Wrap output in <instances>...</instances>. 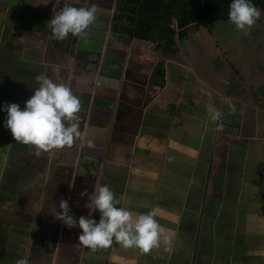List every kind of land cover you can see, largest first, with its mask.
Here are the masks:
<instances>
[{
	"label": "crops",
	"instance_id": "crops-1",
	"mask_svg": "<svg viewBox=\"0 0 264 264\" xmlns=\"http://www.w3.org/2000/svg\"><path fill=\"white\" fill-rule=\"evenodd\" d=\"M55 2L0 0V19L4 18V13L10 15L7 38L3 40L7 49L0 50V106L1 103L15 102L23 108L24 102L39 86L37 75L44 74L56 83L69 86L79 97L80 126L87 133L86 139L92 140V146L77 140L72 145L42 150L36 155L34 146L28 144L24 148L25 144L14 140L5 127L4 119L0 117V248L5 254V264H16L24 257H27L28 264H70L68 256L59 253L61 248L73 245L67 235V240L62 241L63 233H80V229L76 226L68 228L58 218L62 211L60 201L67 200L70 214L79 217L82 215L80 204L88 199L94 185L106 184L104 176L107 174L103 175L102 171L98 177L90 179L92 174L88 170L89 166L93 169V163L85 166L86 171H79L81 164H86L81 163L83 157L86 160L94 159L92 162H95L96 157L93 156L99 151L97 161L100 170L102 166H110L112 171L123 167L131 169L136 164L142 130L133 121L139 107L131 97L138 89L144 88L137 80L145 76L148 81L156 66L153 62L158 61L155 51L150 50L148 54V49L125 50L121 43L116 42L118 38L116 41L111 40L108 34L98 42V39L93 38V27L87 28L81 35L69 34L64 40L52 38L50 19L59 5ZM40 15H47L45 27ZM96 46L100 50H94ZM95 51L97 61L93 65L96 67L88 72L80 63L86 55H92ZM190 51L196 55L195 50ZM185 60L183 64L195 75L196 81L206 87L208 83L194 72L199 64L189 63L187 58ZM117 62L120 64L118 67ZM262 63L264 65V58ZM119 67L121 74L119 79H115L111 73L114 74ZM262 77L264 79V75ZM247 81L246 86L238 88L235 98L221 90L209 94L201 89L207 95L204 101L207 111L214 102V107L222 113L220 119L214 121V128L207 127L203 117L198 119L195 114L193 116L197 118L201 145L204 135L209 134L210 137L209 151L197 158L202 167L200 219L197 226L200 230H209L206 211H212L216 226L220 225L217 227L218 241L230 249L235 247L238 239V236L234 239V233L238 230L242 232L240 238L243 246H238L246 253L241 256L228 255L229 259L224 260L223 264H264V121L258 118L264 116V107L261 106H264V95L258 102L255 88L249 78ZM246 99L253 103L245 104L243 100ZM255 104H261L258 116L249 118L242 114L239 118L237 113L241 114L240 110L247 113L254 109ZM126 108L130 109L129 117L125 115ZM2 114L6 113L2 111ZM175 117L173 114L170 118V133L185 127L179 126ZM232 122L237 124L235 133L225 131L226 124ZM245 122L249 124L248 127L243 125ZM127 126L136 127L139 132L126 130ZM185 128L182 134L187 138L189 129ZM127 136L130 141L124 139ZM190 161H195V157ZM85 190L82 196L81 192ZM211 200L215 201L213 207L209 204ZM203 211L204 216L201 217ZM227 214L234 215L229 218L234 222L233 225L229 224L234 232H227L225 228L228 223H232ZM5 216L11 217L7 224ZM56 226L57 235L54 236L47 229ZM30 233L32 237L36 236L34 241L38 246L54 244L53 249L57 251L56 254L53 252L49 263L42 252L35 251L34 257L30 259ZM190 242L193 246L194 237ZM192 258L193 249L184 261L192 262ZM79 262L82 264L81 260Z\"/></svg>",
	"mask_w": 264,
	"mask_h": 264
},
{
	"label": "rangeland",
	"instance_id": "rangeland-1",
	"mask_svg": "<svg viewBox=\"0 0 264 264\" xmlns=\"http://www.w3.org/2000/svg\"><path fill=\"white\" fill-rule=\"evenodd\" d=\"M63 1L65 0H56L55 3L58 5ZM9 21L10 15L4 13V18L0 19V50L7 49L3 40L7 38ZM256 23L258 29H253L255 26L253 25L247 33L227 22H219L209 30H202L197 26L196 31L190 34L187 41L177 44V50H187L188 54L182 55L179 52L172 58L166 57V66H168L166 86L158 89L157 86L150 84L154 88L149 87L152 102L143 111L142 142L139 144V147L141 146L138 149L139 155L135 158L136 164L131 166V169L125 167L115 169L104 176L106 184L120 200L118 207L129 209L134 218L141 213H150L154 216L162 229L161 244L148 253L142 252L137 247H124L115 240L112 245L96 250L82 246L83 251L79 256L82 264H185L184 259L189 257L193 249V243L190 242L195 233L193 230L200 219V169L202 167L198 159L209 151L210 141L209 134H206L203 136L204 143L201 145V135L197 133L200 131L197 118L203 117L207 127L214 128V121L210 118L211 113L204 106V101L207 96L205 92L215 94L216 90L209 83L206 87L199 84L195 75L183 64L186 63L184 58L189 59V63L192 64H206V56H219V52L222 55L233 50L234 58L242 59L244 63L240 69L243 73L245 70L244 75L250 79V61L257 56L261 61L264 58V10H261ZM248 44L255 45V50H248ZM155 48L152 44L139 45L140 50L148 49V54L150 50H156ZM190 50H195L196 55H193ZM152 58L154 60L153 56ZM194 72L201 80L207 81V78L202 76L199 66ZM261 72H264V65L261 67ZM243 101L249 105L253 103L250 99ZM260 105L255 104L254 109L247 113L240 110L241 114H238L237 109L235 110L239 118L242 114L252 118L259 115ZM173 114L176 115L179 126L185 125L186 128L181 127L180 131L170 133V118ZM194 114L197 118L193 117ZM260 117L262 116L258 118L264 121V116ZM243 125L248 127L249 124L245 122ZM187 127L189 134L185 138L182 129ZM178 140L181 142L177 143ZM193 157L195 161H190ZM213 193L214 190H212ZM230 215L234 217L232 214H227L228 220ZM5 220L7 224L11 217L5 216ZM230 224L233 225L234 222ZM206 225L210 230H206L205 234L209 235L208 238L211 241H209L211 244L207 242V246L211 245V253L206 247V251L199 255L209 260V264H223L224 260L229 259L231 250L229 248V251H226L227 247L218 241L217 227L220 225L216 226L213 215L206 219ZM232 225L225 227L227 232L228 230L234 232ZM259 227L262 228V226ZM165 236L171 238V251L165 250L167 247L163 242ZM4 255L0 248V264H5Z\"/></svg>",
	"mask_w": 264,
	"mask_h": 264
},
{
	"label": "clouds",
	"instance_id": "clouds-1",
	"mask_svg": "<svg viewBox=\"0 0 264 264\" xmlns=\"http://www.w3.org/2000/svg\"><path fill=\"white\" fill-rule=\"evenodd\" d=\"M103 11L94 3L86 7L66 5L50 19L52 38L64 40L69 34L76 36L83 33ZM260 15L261 10L251 0H231L229 4L228 20L245 33ZM36 80L40 82L39 86L24 102L23 108L15 102L0 107V111L6 113L5 127L14 140L34 146L36 155L42 150L72 145L77 140L92 146V140L86 139L87 133L80 126L79 97L69 86L56 83L44 74L37 75ZM208 111L213 121L219 120L222 115L214 106ZM85 192L82 191L81 195ZM118 204L120 200L107 184H95L85 204L88 215L73 217L68 201L61 200L59 207L62 211L58 218L68 228L78 227L81 230L77 237L79 244L91 250L106 248L114 240L124 247H137L144 253L159 247L162 229L154 216L141 213L134 218L129 209L118 207ZM94 211L99 213L98 221L92 216ZM163 242L167 246L165 250L171 251V238L165 236ZM16 264L28 262L21 258Z\"/></svg>",
	"mask_w": 264,
	"mask_h": 264
},
{
	"label": "trees",
	"instance_id": "trees-1",
	"mask_svg": "<svg viewBox=\"0 0 264 264\" xmlns=\"http://www.w3.org/2000/svg\"><path fill=\"white\" fill-rule=\"evenodd\" d=\"M251 2L257 8L264 10V0H251ZM230 3L231 0H116L112 31L124 38L126 42L135 38L140 41L157 44L165 56H171L176 53L175 37L180 41H184L190 33L196 30L199 23L207 29L214 27L219 22L231 23L228 20ZM35 16L37 17V15ZM40 16L44 20L43 26L45 27L47 15ZM164 76V66L160 63L152 74L151 84L162 88ZM2 105L3 103H1ZM5 116L6 114H2V111H0V117L4 121ZM237 130L236 123L226 124L225 131L235 133ZM27 145L25 144L24 148ZM209 204L213 207L215 201L211 200ZM206 212H208V217L214 216L212 211L207 210ZM202 216H204V211L201 214ZM193 231L195 233L193 236L192 262L185 261L184 263L197 264V262L203 261L198 264H209V260L200 256L206 251V247L209 248L211 253V245L207 246V242H211L208 238L209 236L205 235L206 230H200L198 226ZM228 231L230 232V230ZM240 232L238 230L234 233V239L236 236H238V239L235 242V247L230 249L231 256H241L246 253L245 250L238 246H243ZM229 248L227 247L226 251H229Z\"/></svg>",
	"mask_w": 264,
	"mask_h": 264
},
{
	"label": "flooded vegetation",
	"instance_id": "flooded-vegetation-1",
	"mask_svg": "<svg viewBox=\"0 0 264 264\" xmlns=\"http://www.w3.org/2000/svg\"><path fill=\"white\" fill-rule=\"evenodd\" d=\"M115 2L116 0H74V1H70V0H65L63 2H60V4L58 5V8L56 9V12L60 11L63 7H65L66 5H71L74 7H82V6H89L90 4H97L99 6V8L103 9V12L98 13L96 20L93 22V24L89 25L88 28L93 27L95 28V31L93 32L95 36H93V38L98 39V42H100L102 40V38H105V36L108 34V38H110L111 40H115L116 38H118V43H121L124 47L125 50H138L139 49V45L145 43V44H152L154 45L156 48L155 53H158V61L157 62H153L156 63L154 70L156 69V67L162 63L164 66V85L162 88L157 87L158 89H163L166 86V57H171L174 56L175 54H178L179 52L183 55L188 54L187 50H177V44H179L180 42H184L187 41L190 34L188 35V37L184 40V41H180L177 37H175V42H176V53L174 55L171 56H165L162 49L154 43L151 42H146V41H140L137 40L135 38H132L131 40H129L128 42L125 41L124 38H121L120 36H118V34L114 33L112 31V19H113V14H114V10H115ZM254 28L256 29V25L257 23H254ZM197 26H199L200 29H202L201 25L198 24ZM197 29V28H196ZM258 29V28H257ZM87 30V29H86ZM86 30L83 32L85 33ZM203 30V29H202ZM209 30V29H207ZM196 31V30H195ZM193 31V32H195ZM192 32V33H193ZM82 33V34H83ZM81 35V34H79ZM114 38V39H113ZM179 42H178V41ZM94 50H100L99 46L93 47ZM248 50H255V45L253 44H248L247 46ZM109 50H113V49H109ZM140 50V49H139ZM146 50V49H143ZM209 50V49H208ZM212 50V49H211ZM97 52L95 51L92 52V55H86L82 62L80 63L84 68H86L85 70L90 72V69H92V67H96V65H93V63H95L97 61V56H96ZM232 54V55H231ZM235 55L233 54V50L230 53H223L221 55V52L219 54V56H206V64L201 63L199 64V68H200V72L202 73V76L205 78H207V81L205 80L206 83L211 84V87L215 90H221L223 91L225 94L230 95V96H234L238 91V88L241 89L242 86H246V82L247 81V77L244 75L245 74V70L244 73L242 72V70L240 69V66L244 65L242 59H238L236 60V58H234ZM185 59V58H184ZM257 58H254L252 61H250L249 66H251V78L250 81L252 82V87L255 88V92H256V100L259 102L262 98V96L264 95V79L262 77V75H264V72H261V65H263L262 61ZM118 63V62H117ZM130 63L132 64L133 62L130 61ZM120 64L118 63V65H116L117 67ZM120 70L121 67L116 68V71L114 72V74L111 73V76L115 79H119L120 76ZM151 78H152V74H151ZM151 78L148 79L145 76H142V80H137L138 83L143 86L144 88H140L138 89V92H134V96L131 97L133 100L137 101V106L139 107V112H137V114H135V117L133 118V121L136 122V124H138L141 127V123L144 119V115H143V110L144 108L150 103L152 102V95L151 92L149 90L150 88H154L151 85ZM151 84V85H150ZM154 86V85H153ZM259 105V104H257ZM260 111H262L260 109ZM126 116L129 117L130 115V109L126 108V112H125ZM129 125V124H128ZM124 128V127H122ZM126 130H133L134 132H139V129H137L136 127H130L127 126ZM116 136V135H115ZM125 140L130 141V138L124 137ZM85 145V144H84ZM84 156H87L84 152H83ZM100 155V152H95V156H93L95 159V162H92V160L94 159H85L86 157H83V160L81 161V163H86L84 166L79 167V171H86L85 167L86 165L89 164H95V166L93 167V169L90 167V169L88 170L90 172L91 170V174L92 177L90 179H94L95 177L99 176V173L102 171L103 175L106 174H110L111 173V168L110 166H106L101 168V170L99 169V164L97 163V160L99 159L98 156ZM92 157V158H93ZM85 167V168H84ZM91 183L92 180H91ZM90 186V185H89ZM90 189V188H89ZM88 199L84 200L80 205V209L79 211L82 212V215H88V209L85 207V204L87 202ZM81 216V215H79ZM92 216L98 220L99 219V213L98 212H93ZM58 227L56 226L54 229H50L48 227V231L53 235L54 232H57ZM65 230H69V229H65ZM81 231V230H80ZM67 233V234H66ZM64 232L63 235L64 237L62 238V241H66L67 237H69L71 243H73V245L69 248L64 247L61 248L59 253L63 256H68L70 264H80V259L81 257H79V253L81 252V250L83 251L82 245L79 244L77 237L79 232H72V231H67ZM67 235V237H66ZM29 238L32 239V242L30 243V246L28 247L29 252L28 255L31 254L30 259H32L34 257V252H39V253H43L46 255V251H47V247L44 246H38V243L36 244V236L31 235V233L29 234ZM77 244V245H76ZM53 250V249H52ZM56 249L55 251H53L56 254ZM53 254V253H52ZM58 254V253H57ZM24 259H27V257H24Z\"/></svg>",
	"mask_w": 264,
	"mask_h": 264
},
{
	"label": "water",
	"instance_id": "water-1",
	"mask_svg": "<svg viewBox=\"0 0 264 264\" xmlns=\"http://www.w3.org/2000/svg\"><path fill=\"white\" fill-rule=\"evenodd\" d=\"M200 24V23H199ZM201 25V24H200ZM201 27H202V29L203 30H207V28H205L203 25H201ZM178 41V40H177ZM179 42V41H178ZM110 109H111V106L109 107ZM97 163L99 164V162L97 161ZM57 235V232L55 231L54 232V236H56ZM54 244H52V245H50V244H48V246H47V251L45 252L46 253V255H45V261H47V263H49L50 262V260H51V258H52V256H53V251H54ZM53 249V250H52Z\"/></svg>",
	"mask_w": 264,
	"mask_h": 264
}]
</instances>
